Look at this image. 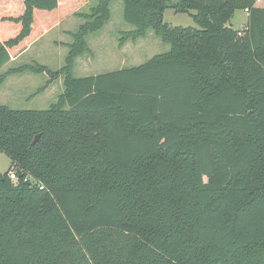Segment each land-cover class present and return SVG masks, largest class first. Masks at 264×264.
Segmentation results:
<instances>
[{"label":"trees","instance_id":"obj_1","mask_svg":"<svg viewBox=\"0 0 264 264\" xmlns=\"http://www.w3.org/2000/svg\"><path fill=\"white\" fill-rule=\"evenodd\" d=\"M89 1L62 67L0 75L46 73L39 92L64 75L46 109L0 104V264H264V0H122L121 41L169 50L79 77L113 0H0V69Z\"/></svg>","mask_w":264,"mask_h":264},{"label":"rangeland","instance_id":"obj_2","mask_svg":"<svg viewBox=\"0 0 264 264\" xmlns=\"http://www.w3.org/2000/svg\"><path fill=\"white\" fill-rule=\"evenodd\" d=\"M175 1V0H174ZM96 1H89L71 14L55 24L40 37H38L26 52L19 55L0 69V75L11 67L27 63H39L57 70L64 65L69 45L73 44V34L78 27L85 23L87 18L83 15L90 13ZM109 19L95 32L85 36L87 50L82 51L74 60L71 68L73 76H87L107 71L136 66L145 63L153 56L166 53L169 45L162 41L152 30L143 37L135 40L121 41L124 33L131 30L129 24L123 19V1L113 0L109 4ZM247 16L242 9L235 10L229 23L238 29L247 22ZM163 20L171 26H195L189 13L175 12L165 9ZM50 77L46 73L25 71L7 75L0 82V104L13 109H46L56 102L62 93L64 75L49 80L46 88L40 89ZM10 158L0 152V173L6 172L10 167ZM15 181V180H13Z\"/></svg>","mask_w":264,"mask_h":264},{"label":"built area","instance_id":"obj_3","mask_svg":"<svg viewBox=\"0 0 264 264\" xmlns=\"http://www.w3.org/2000/svg\"><path fill=\"white\" fill-rule=\"evenodd\" d=\"M238 34H240V32ZM8 176L11 180L17 179V175H16V172L14 170L9 171Z\"/></svg>","mask_w":264,"mask_h":264},{"label":"crops","instance_id":"obj_4","mask_svg":"<svg viewBox=\"0 0 264 264\" xmlns=\"http://www.w3.org/2000/svg\"><path fill=\"white\" fill-rule=\"evenodd\" d=\"M244 12H245L246 16L248 17V13H247V11H246V10H244ZM246 23H247V22H246ZM246 23H245V24H241V27H240V28H238V29H241V28H243V27L246 25ZM229 24L232 26V24H231V23H229ZM232 27H233V26H232ZM235 29H236V28H235ZM29 47H30V46H29ZM29 47H27L25 50H23V52H26V50H28V48H29ZM18 55H19V54H18ZM12 59H13V58H12ZM12 59H11V60H12ZM11 60H10V61H11ZM10 61H8V62H7L5 65H7V64H8ZM5 65H4V66H5Z\"/></svg>","mask_w":264,"mask_h":264},{"label":"water","instance_id":"obj_5","mask_svg":"<svg viewBox=\"0 0 264 264\" xmlns=\"http://www.w3.org/2000/svg\"><path fill=\"white\" fill-rule=\"evenodd\" d=\"M39 139V135H36L32 141V144H34Z\"/></svg>","mask_w":264,"mask_h":264}]
</instances>
